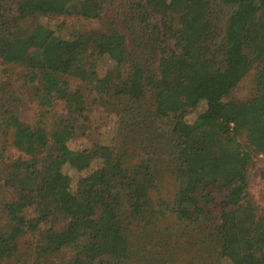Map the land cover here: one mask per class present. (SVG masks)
I'll use <instances>...</instances> for the list:
<instances>
[{
	"label": "trees",
	"instance_id": "16d2710c",
	"mask_svg": "<svg viewBox=\"0 0 264 264\" xmlns=\"http://www.w3.org/2000/svg\"><path fill=\"white\" fill-rule=\"evenodd\" d=\"M113 1L16 0L6 14L0 2V60L27 70L42 107L58 98L68 110L49 133L0 104V138L27 157L7 162L0 152L12 196L0 200V264H29L19 239L35 234L40 255L33 264L65 252L71 257L63 264H107L112 255L123 264H264V215L246 198L254 152L264 151V0H218L231 11L225 27L216 24L210 0L131 1L123 21L132 45L115 25L66 37L43 25L23 27L47 15L97 21ZM150 12L162 15L161 24L148 22ZM168 40L178 53L169 52ZM104 58L113 80L99 77ZM256 66L255 94L228 100ZM68 78L84 81L143 129L157 123L156 158L132 163L125 138L119 148L71 150L88 108ZM200 104L204 111L187 123L183 111ZM96 161L74 190L64 167L84 171ZM157 161L170 162L172 201L161 195ZM170 215L174 226L162 228Z\"/></svg>",
	"mask_w": 264,
	"mask_h": 264
},
{
	"label": "rangeland",
	"instance_id": "374dc122",
	"mask_svg": "<svg viewBox=\"0 0 264 264\" xmlns=\"http://www.w3.org/2000/svg\"><path fill=\"white\" fill-rule=\"evenodd\" d=\"M0 0L4 5L2 14L9 12L7 9L11 8L15 11L16 6L14 2L16 0ZM131 1L147 4V0H114L109 4L100 20H86L81 17L64 16V15H47V16H35L30 17L25 24L24 28H28L32 32L37 26L43 25L55 31L56 35L66 37L70 32L77 30H84L86 28H98L100 30H109L114 27L121 31L127 38L128 43L132 45V36L127 30L124 17L125 13L129 11V5ZM212 3V9L215 12L216 24L225 27L227 19L231 13L228 8L224 11L220 10L218 6V0H210ZM147 19L148 22L153 25L161 24L163 17L156 12H150ZM1 24V21H0ZM114 28V29H115ZM166 46L170 53H178L175 47L174 40H168ZM259 70V66L254 69L239 83L236 89L228 100H236L245 102L255 94L254 80ZM98 74L100 78H114V71L112 69V62L108 58H104L99 62ZM70 82L69 89L74 91L80 89L84 95V100L87 104L86 115L88 120L85 122V127L82 130H78V136L70 140L68 143L71 150L74 152H80L84 149L93 148L97 144L101 145H117L119 147L124 146L125 138L126 146L130 148L129 155L130 161L136 163L142 159L156 158V152L161 148L162 142L159 143L161 137L155 135V127L159 126L157 123L151 127L143 129L138 126L137 118L132 115L130 117L124 114L113 111L110 109L109 104L101 102L95 91L91 89L84 81H80L73 78H68ZM14 95L15 102H9L8 96ZM18 100V101H17ZM12 106L18 113L19 118L29 126H44L48 132H52L66 119L68 110L63 100L56 98L53 106L50 108L42 107L36 95V90L33 85L28 81L27 70L21 67H15L12 65L4 64L0 60V104H6ZM205 109L204 104L196 109H185L183 114L187 123H193L197 116ZM1 110V109H0ZM129 116V115H128ZM125 120V121H122ZM143 126H146L143 125ZM143 129V130H142ZM245 143V140H242ZM0 152L3 153L7 162L17 159H27L25 154L13 147L10 143L6 142L3 138H0ZM167 161V158H166ZM161 172V195L168 201L173 200V196L176 191V181L174 176L166 169L170 162L160 164L158 162ZM100 166L98 161L94 162L91 168L84 171H78L70 166L64 167V173L71 177L72 188H77L78 182L90 175L95 169ZM249 185L247 190V201H250L252 205L257 209L259 216L264 215V151H255L253 156V162L249 168ZM5 179V167L0 165V200L6 198L11 200L12 196L4 186ZM173 216L165 218L161 223V227L166 229L173 227ZM171 231V230H170ZM182 239L181 235L179 236ZM189 241V240H188ZM39 235H26L19 239L21 253L27 258L29 264H33L39 257L40 253L36 251V245L39 243ZM71 255L65 252L61 255L53 254V256L43 261V264H63L66 260H69ZM107 264H123L122 260L118 256H109ZM142 264V263H136ZM224 264H230L224 262Z\"/></svg>",
	"mask_w": 264,
	"mask_h": 264
}]
</instances>
